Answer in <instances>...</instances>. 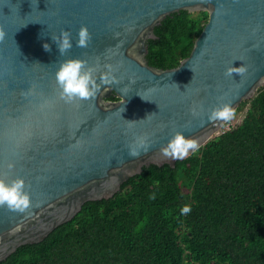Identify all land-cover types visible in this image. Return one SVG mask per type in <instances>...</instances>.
I'll return each mask as SVG.
<instances>
[{"label": "water", "instance_id": "95a60500", "mask_svg": "<svg viewBox=\"0 0 264 264\" xmlns=\"http://www.w3.org/2000/svg\"><path fill=\"white\" fill-rule=\"evenodd\" d=\"M181 10L209 13L190 55L168 69L149 64L155 27ZM82 25L87 48L76 46ZM0 29V177L22 176L31 195L23 213L0 207V261L42 241L87 201L114 197L144 166H176L160 152L176 131L201 147L227 123L208 119L214 106L230 102L236 112L264 86V0H0ZM62 30L73 42L63 56L53 39ZM69 58L98 67L95 97L59 99L55 73ZM233 62L247 71L226 76ZM106 64L119 68V84L100 80ZM44 99L53 104L42 113ZM25 131L17 145L13 132ZM139 136L150 147L130 156Z\"/></svg>", "mask_w": 264, "mask_h": 264}, {"label": "trees", "instance_id": "16d2710c", "mask_svg": "<svg viewBox=\"0 0 264 264\" xmlns=\"http://www.w3.org/2000/svg\"><path fill=\"white\" fill-rule=\"evenodd\" d=\"M208 18V11L167 15L148 40L149 64L179 65ZM235 113L240 121L198 152L174 167L144 166L114 197L87 201L0 264H264V86ZM184 206L191 211L182 214Z\"/></svg>", "mask_w": 264, "mask_h": 264}, {"label": "clouds", "instance_id": "9594fccd", "mask_svg": "<svg viewBox=\"0 0 264 264\" xmlns=\"http://www.w3.org/2000/svg\"><path fill=\"white\" fill-rule=\"evenodd\" d=\"M5 35L6 33L3 29H0V41H3ZM90 38L87 25H82L78 31L76 46L87 48ZM53 39L57 43L59 52L62 56L73 47L71 33L67 30H62L59 37L53 36ZM43 47L45 51H50L49 44L45 43ZM104 69L106 71L99 77L103 83H120V80L116 76V73L119 71L117 66L106 64L104 65ZM98 71V67L89 66L86 61L79 58H69L61 61L55 73V79L59 88V99L66 104H75L76 102L86 101L95 97L99 89L96 75ZM246 71V66L242 64L236 66L233 62L232 65L225 69V75L229 77L234 74L242 76ZM25 95H28V93ZM52 104V101L44 99L37 107L38 110L43 113L50 110ZM151 114L152 113L148 114L147 117ZM193 114H195V108L193 109ZM234 116L235 111L230 102L225 101L218 103L208 113V119L210 121L229 122ZM26 135V131L19 132L18 134L13 132L17 145L20 144V141ZM147 147H150L147 136L136 137L135 146H130L129 148V155L137 156L140 154L141 149L146 150ZM199 148L200 145L196 139L190 138L186 136L184 132L178 130L168 139L166 144L161 146L160 152L164 157L172 160H182L187 158L190 152L193 154L198 152ZM7 166L9 170L14 169L15 161L9 160ZM4 206L10 211L20 213L25 212L31 206V195L22 176H16L11 180L0 177V207ZM190 211L191 208L188 206H184L181 209L182 214H187Z\"/></svg>", "mask_w": 264, "mask_h": 264}, {"label": "rangeland", "instance_id": "374dc122", "mask_svg": "<svg viewBox=\"0 0 264 264\" xmlns=\"http://www.w3.org/2000/svg\"><path fill=\"white\" fill-rule=\"evenodd\" d=\"M242 114L241 113H235V116L232 118L231 122L232 123H236L238 121H240V119L242 118Z\"/></svg>", "mask_w": 264, "mask_h": 264}]
</instances>
